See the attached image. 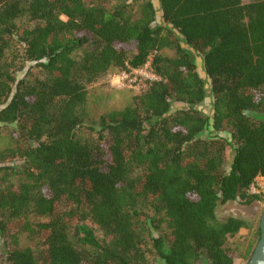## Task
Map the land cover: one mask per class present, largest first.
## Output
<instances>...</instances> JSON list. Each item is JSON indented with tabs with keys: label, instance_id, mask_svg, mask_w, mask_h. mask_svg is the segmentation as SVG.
Listing matches in <instances>:
<instances>
[{
	"label": "trees",
	"instance_id": "16d2710c",
	"mask_svg": "<svg viewBox=\"0 0 264 264\" xmlns=\"http://www.w3.org/2000/svg\"><path fill=\"white\" fill-rule=\"evenodd\" d=\"M151 56L161 81L91 120L89 87ZM7 129L0 264H235L247 224L218 208L262 199L264 0H0Z\"/></svg>",
	"mask_w": 264,
	"mask_h": 264
},
{
	"label": "rangeland",
	"instance_id": "374dc122",
	"mask_svg": "<svg viewBox=\"0 0 264 264\" xmlns=\"http://www.w3.org/2000/svg\"><path fill=\"white\" fill-rule=\"evenodd\" d=\"M245 3L252 2L254 0H243ZM27 27H33L34 24L26 21L21 23ZM169 53V52H168ZM171 54V53H170ZM76 58H80L81 54L76 55ZM199 71L203 78H206L203 63L198 62ZM121 71H113L98 83L89 87V101L88 110L90 119L93 121L98 120L102 115H105L114 110H122L125 107L132 104L133 99L147 91L148 85L141 83L134 87H121L113 86L111 84V76L117 75ZM200 110L209 117L213 115V100L208 95L207 100L202 104ZM88 132V136H89ZM209 133L204 134V138H209ZM210 138L221 137L231 141V137L228 134H217L210 132ZM90 137V136H89ZM16 141L10 133V130H4L0 135V150H4L9 147L15 146ZM231 160V158H230ZM229 160V162H230ZM16 180V179H15ZM251 195L262 196L260 201H255L251 204H246L241 200L228 203L227 205L220 206L218 208V217L221 221H226L229 218H238L246 222L247 227L242 229L235 237L231 238L227 243V248L235 252V264H248V250L253 246L256 238V233L260 227L262 214L264 211V178H258L256 183L250 190ZM152 214V212H150ZM34 221H41V218H33ZM99 238L103 237V233L99 228L92 225ZM1 245V244H0ZM19 246L22 248H31L36 255L40 253V248L37 245L35 238L30 237L27 234H21L19 240ZM1 248V246H0ZM2 250L0 249V254ZM151 264H164L160 260H156L150 253ZM197 264H208L206 259H202Z\"/></svg>",
	"mask_w": 264,
	"mask_h": 264
},
{
	"label": "built area",
	"instance_id": "2783aa9c",
	"mask_svg": "<svg viewBox=\"0 0 264 264\" xmlns=\"http://www.w3.org/2000/svg\"><path fill=\"white\" fill-rule=\"evenodd\" d=\"M154 56L149 58L147 64L140 69H129V71H121L117 75L111 76V84L113 86L121 87H134L141 83H152L161 81V78L156 75L152 69Z\"/></svg>",
	"mask_w": 264,
	"mask_h": 264
},
{
	"label": "water",
	"instance_id": "95a60500",
	"mask_svg": "<svg viewBox=\"0 0 264 264\" xmlns=\"http://www.w3.org/2000/svg\"><path fill=\"white\" fill-rule=\"evenodd\" d=\"M261 237L248 264H264V211L260 223Z\"/></svg>",
	"mask_w": 264,
	"mask_h": 264
}]
</instances>
